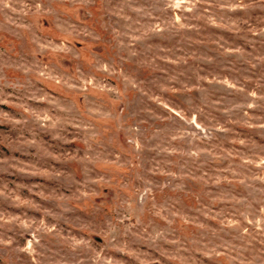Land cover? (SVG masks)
<instances>
[{"label": "rangeland", "instance_id": "rangeland-1", "mask_svg": "<svg viewBox=\"0 0 264 264\" xmlns=\"http://www.w3.org/2000/svg\"><path fill=\"white\" fill-rule=\"evenodd\" d=\"M0 264H264V0H0Z\"/></svg>", "mask_w": 264, "mask_h": 264}]
</instances>
